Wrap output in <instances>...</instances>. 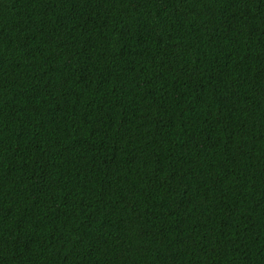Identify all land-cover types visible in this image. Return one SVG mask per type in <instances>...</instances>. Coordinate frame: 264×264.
Wrapping results in <instances>:
<instances>
[{
	"label": "trees",
	"instance_id": "16d2710c",
	"mask_svg": "<svg viewBox=\"0 0 264 264\" xmlns=\"http://www.w3.org/2000/svg\"><path fill=\"white\" fill-rule=\"evenodd\" d=\"M0 264H264V0H0Z\"/></svg>",
	"mask_w": 264,
	"mask_h": 264
}]
</instances>
